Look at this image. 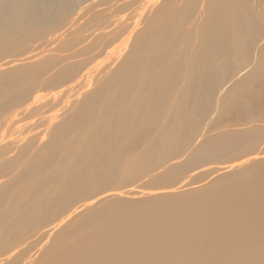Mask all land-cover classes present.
Here are the masks:
<instances>
[{
    "label": "bare ground",
    "instance_id": "6f19581e",
    "mask_svg": "<svg viewBox=\"0 0 264 264\" xmlns=\"http://www.w3.org/2000/svg\"><path fill=\"white\" fill-rule=\"evenodd\" d=\"M0 264H264V0H0Z\"/></svg>",
    "mask_w": 264,
    "mask_h": 264
},
{
    "label": "rangeland",
    "instance_id": "374dc122",
    "mask_svg": "<svg viewBox=\"0 0 264 264\" xmlns=\"http://www.w3.org/2000/svg\"><path fill=\"white\" fill-rule=\"evenodd\" d=\"M99 10H101V8L99 9ZM101 12V11H100ZM130 12H127L126 14H129ZM125 14V15H126ZM93 19H92V16H88V17H86V20H84V21H92ZM84 21H82L81 20V24L84 22ZM79 35V34H78ZM69 39H73V37H70ZM29 55V54H28ZM27 56V55H26ZM30 56V55H29ZM29 56H27V57H29ZM45 56V55H44ZM24 58H26L25 56H23ZM43 57V56H42ZM22 59V58H21ZM104 58H102V59H99L98 60V63L99 64H102V63H104L103 65H105V63H107L106 62V59H104ZM101 60H102V62H101ZM7 61H10V60H7ZM104 61V62H103ZM6 62V61H5ZM4 62V63H5ZM32 62H34V61H32ZM3 63V62H2ZM49 115H52V113L51 114H49ZM48 115V116H49ZM41 122V121H40ZM40 122H37V119H30V118H27V119H23V120H21L20 122H18V123H16V125H14L12 128H10L9 130H8V132L4 135V137H3V139L2 140H27L28 138H32V137H34L35 135H38V134H41V133H43L44 131H45V128L43 127V126H41V125H39L40 124ZM37 125V126H36ZM37 130V131H36ZM9 131H11V132H9ZM9 134H10V136H9ZM14 136V137H13ZM10 138H12V139H10ZM14 138V139H13ZM43 140H49V138H47L46 137V139L45 138H43ZM208 184V181H206V182H202V185H199L200 187H202L203 185H207ZM170 186H173V185H170ZM181 185H177V186H175L176 188L177 187H180ZM198 186V187H199ZM197 187V186H196ZM172 190H174V189H172ZM126 191V190H125ZM124 191V192H125Z\"/></svg>",
    "mask_w": 264,
    "mask_h": 264
}]
</instances>
